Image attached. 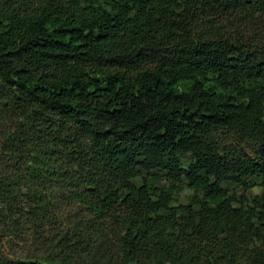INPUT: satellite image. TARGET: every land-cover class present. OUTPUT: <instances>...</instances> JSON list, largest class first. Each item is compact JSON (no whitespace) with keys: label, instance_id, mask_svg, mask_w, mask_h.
Instances as JSON below:
<instances>
[{"label":"trees","instance_id":"trees-1","mask_svg":"<svg viewBox=\"0 0 264 264\" xmlns=\"http://www.w3.org/2000/svg\"><path fill=\"white\" fill-rule=\"evenodd\" d=\"M27 224L48 256L0 264H264V0H0V227Z\"/></svg>","mask_w":264,"mask_h":264},{"label":"rangeland","instance_id":"rangeland-1","mask_svg":"<svg viewBox=\"0 0 264 264\" xmlns=\"http://www.w3.org/2000/svg\"><path fill=\"white\" fill-rule=\"evenodd\" d=\"M6 123V121H4ZM223 140L225 136L222 134L220 136ZM226 140V139H225ZM192 158L189 155H185L181 157V165L183 168H187V166L191 163ZM142 176L145 177L150 184L153 187L164 188L167 189L169 187V182L167 180V177L163 171H152V172H142ZM133 182L136 184L142 183V178L137 177L133 179ZM225 188V191L230 196H235V205H239V203L242 201L241 196L245 195L247 198L251 199L256 195H261L263 192V186L261 183H257L255 186L243 189L241 186L235 184V183H228L223 185ZM201 199L203 197V193L201 190H193L190 188L186 182L185 179L181 180L177 184V189L175 193L173 194V199L171 200L170 205L172 207H178V206H186L191 203H193V198ZM74 209L70 212L68 215V219L66 221L68 226L75 225L79 223L82 216L85 214V208L86 205L80 203H76ZM194 208V205L193 207ZM168 211H165L164 214H167ZM183 213H177V220L178 222H182L184 219ZM255 225L258 224L256 220H254ZM70 224V225H69ZM100 231L103 229L100 226ZM10 229V228H9ZM31 227L27 224L25 225V228L23 229L22 234L19 237L16 238L15 235L10 236V231L7 229H3L0 227V251L6 254L10 257H18V258H28V257H36V258H46L48 253L45 251V248L43 244L38 245V243H35V241L32 238L31 235ZM104 232V229L102 230ZM98 237V235L96 236ZM22 238V239H18ZM158 259L153 258L151 261H144L143 264H157ZM161 264H188L183 261L172 259L169 260H162L160 261ZM209 264H214L213 262H209ZM216 264V263H215ZM220 264H245V262L240 259L239 261H236L235 263L232 262H221Z\"/></svg>","mask_w":264,"mask_h":264}]
</instances>
